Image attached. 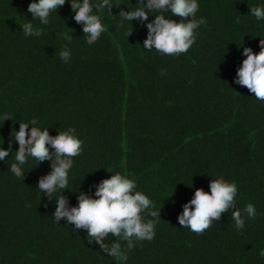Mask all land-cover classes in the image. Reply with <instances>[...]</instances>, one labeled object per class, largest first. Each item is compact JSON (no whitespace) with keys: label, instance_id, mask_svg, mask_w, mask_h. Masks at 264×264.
I'll return each instance as SVG.
<instances>
[{"label":"trees","instance_id":"16d2710c","mask_svg":"<svg viewBox=\"0 0 264 264\" xmlns=\"http://www.w3.org/2000/svg\"><path fill=\"white\" fill-rule=\"evenodd\" d=\"M32 2L0 0V117L12 118L0 119V147L13 141L0 161V264H264V102L234 82L243 48L260 51L264 20L249 11L264 0H197L196 18L206 24L176 56L143 48L146 23L159 13L143 25L121 22L120 10H134L138 0H112L120 4L112 15L94 8L106 31L92 45L73 19L71 0L50 14L48 25L28 12ZM165 16L181 19L170 10ZM29 21L42 29L40 37H25L21 26ZM65 46L67 63L60 58ZM32 119L51 136L74 127L84 141L69 171L71 190L63 193L69 208L80 192L95 198V186L119 172L160 209L154 239L134 240L131 251L119 241L128 254L122 262L89 244L86 229L75 230L66 218L55 222L63 190L50 201L38 189L51 161L29 157L23 179L10 171L19 148L10 133ZM221 176L237 183L245 227L236 229L231 209L202 235L179 225L195 190L210 192V181ZM249 203L255 219L243 212ZM142 216L153 219L147 211ZM117 240L109 234L105 243Z\"/></svg>","mask_w":264,"mask_h":264},{"label":"clouds","instance_id":"9594fccd","mask_svg":"<svg viewBox=\"0 0 264 264\" xmlns=\"http://www.w3.org/2000/svg\"><path fill=\"white\" fill-rule=\"evenodd\" d=\"M65 3L66 0H33L28 6V12L33 19L38 18L41 24L48 25L50 14L57 12ZM70 6L75 13L73 19L83 26L87 44L92 45L106 31L101 16L94 14V8L97 12L107 8V14L112 15V8L119 7L120 4H114L112 0H102L96 4L91 0H71ZM169 10L171 16L181 18L179 22L166 18L165 13H169ZM198 10L197 0H146V3L144 0H138L134 10L121 9L118 16L121 22L137 20L143 25L148 21L149 14L159 13L154 15V20L146 23L148 34L143 48L148 51L154 48L161 54L176 56L189 50L196 42V30L206 24L203 17L196 18ZM249 12L257 20H264V5L252 7ZM21 27L25 37L42 35V29L35 28L31 21ZM132 31L133 29L127 33V37L132 35ZM64 38L69 43L73 40L71 34H65ZM259 46V53H254L250 47L243 48L246 59L237 69L234 82L246 87L250 93H254L258 101L264 102V39H260ZM60 58L65 63L70 60L71 50L67 46L60 52ZM161 71L163 74V70ZM0 119H12L11 114L5 113ZM29 124L32 125L30 131ZM36 125L37 119H32L29 123H19V130L10 133L19 145L15 151L16 163L11 165L10 171L17 178L23 179V165L29 157L35 159L37 164L51 161V172L39 179L38 189L47 195L50 201L55 193L63 190L55 201V222L59 223L62 218H66L68 224L75 226V230L86 229L89 244H99L101 251L122 262L128 260V254L122 250L119 241H127V250L131 251L135 247L134 240L154 239L155 225L158 223L155 218H160V209L153 210L154 202L136 190L137 184L133 179L119 172L95 186V198L80 192L77 206L69 208L68 199L63 193L65 190H71L68 186L69 171L73 168V158L82 153L84 141L77 137L74 127L51 136L48 128L42 130ZM12 143L10 139L7 150L0 147V161H4L12 152ZM209 187L210 192L202 188L195 190L193 198L183 206L179 225L202 235L214 220H220L221 215L231 209L236 229L242 230L245 227V218L236 207L237 183L228 182L221 176L212 179ZM146 211L153 219L145 221L142 213ZM243 212L249 219L256 218V209L251 203L246 205ZM109 234L118 238L111 246L105 243ZM259 255L264 257V249L260 250Z\"/></svg>","mask_w":264,"mask_h":264}]
</instances>
